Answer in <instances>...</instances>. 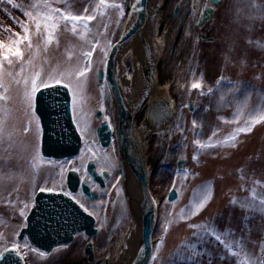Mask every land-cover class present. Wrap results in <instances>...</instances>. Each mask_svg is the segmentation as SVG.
I'll return each mask as SVG.
<instances>
[{"label":"rangeland","instance_id":"1","mask_svg":"<svg viewBox=\"0 0 264 264\" xmlns=\"http://www.w3.org/2000/svg\"><path fill=\"white\" fill-rule=\"evenodd\" d=\"M135 1L47 0L51 8L93 18L79 21L73 32L71 23L55 14L59 22L45 45L48 33L43 21L40 35L35 20L26 15L47 13L45 0H0V44L4 46L0 47V250L17 245L16 237L41 188L65 187L70 169L88 179L89 160L111 175L102 190L96 189L97 200L79 198L95 217L94 236L77 234L72 243L49 254L30 250L22 241L28 264H113L126 245L132 219L124 176L117 149L99 146L95 128L100 119L95 112L103 92L98 72L105 68ZM207 7L212 14L199 25ZM154 15L155 85L172 103L173 115L167 136L153 131L142 112L135 121L149 189L157 203L153 251L147 264H264V0H222L218 5L210 0H161ZM21 24L27 26V33ZM26 35L28 39H23ZM8 48L13 52L18 48L22 59L9 53L13 62L9 65L3 58ZM87 52L91 56H85ZM135 63L131 48L116 67L117 77L131 79ZM37 72L38 83L40 79L56 83L48 78L53 76L69 85L72 117L82 132L80 152L72 159L46 160L40 155L34 97L31 107L24 97V80H29L30 88ZM193 83L201 87L193 88ZM108 106L113 113V99ZM251 120L260 122L251 131L235 134ZM208 144L215 146L201 148ZM180 160L184 162L178 167ZM171 189L178 196L168 201ZM208 193L210 199L197 211ZM88 241L94 250L91 261L84 254Z\"/></svg>","mask_w":264,"mask_h":264},{"label":"water","instance_id":"2","mask_svg":"<svg viewBox=\"0 0 264 264\" xmlns=\"http://www.w3.org/2000/svg\"><path fill=\"white\" fill-rule=\"evenodd\" d=\"M210 1L214 5H218L222 0H218V2ZM146 6L147 0L135 1V6L132 9L135 17L133 20L129 17L122 35L112 44L108 52L104 71H99L100 79L103 75L106 77L116 110V149L121 173L124 176L123 161H125L135 174L143 193L141 202L142 242L132 264H147L152 256V233L157 221V203L150 192L145 168L134 152L136 141L132 134L131 123L133 117L126 107L118 87L115 59L119 50L141 29L148 16ZM177 10L176 7L175 14ZM211 14L212 8H205L199 25L208 20ZM154 16L152 14L151 18L153 19ZM202 37L205 38V35H202ZM207 39L211 40L213 38L209 37ZM146 55L148 56L147 50ZM151 73L152 68H149L146 76ZM49 85L48 88L40 87L34 96V113L38 118L41 129L40 155L48 160L72 159L78 155L82 140L72 117L70 89L65 87L64 85L67 84L63 82ZM148 90L149 85L146 83L139 106L143 104L147 97ZM163 96L158 102L151 104L149 116L157 128L161 127V120L168 124L172 119V104L166 95ZM168 102L171 105H168ZM189 106L191 108L192 104L190 103ZM160 109L164 111L162 119L155 118V115L157 116L155 112L160 111ZM97 136L100 146L102 148L108 147L111 139V128L107 122L98 128ZM182 163L183 161H179L177 166L179 167ZM92 168L93 164L89 163L87 165L88 171ZM90 173L95 180H98V177L100 178L97 173L93 171ZM65 182L69 195L49 190L37 192L34 197V204L25 218V226L17 236L18 240L24 237L32 248L43 253H49L56 246L71 243L78 233L84 232L89 237L96 233L95 217L73 200L70 194L74 193L76 188L81 185L83 192L88 197L92 199L96 195L90 193L88 183L85 180H80L79 173L75 169L68 170ZM176 197L177 191L171 189L168 192L167 200L172 201ZM84 253L89 260L93 259V249L90 242L86 244ZM6 255L10 264H26L21 254L20 258L11 252L6 253Z\"/></svg>","mask_w":264,"mask_h":264},{"label":"bare ground","instance_id":"3","mask_svg":"<svg viewBox=\"0 0 264 264\" xmlns=\"http://www.w3.org/2000/svg\"><path fill=\"white\" fill-rule=\"evenodd\" d=\"M160 2L161 0H147V6H146L147 14H148L147 18L145 19L141 29L125 44V46H123L119 50V52L116 55V59H115V64L117 67L122 56L126 52H128L131 48L134 49L136 63L134 65V73L132 75V78L130 79L127 76L117 77V80H118L117 83L120 89L121 96L123 97L124 103L126 107L128 108V110L130 111V113L132 114L131 116L133 117L131 126H132V134L135 137V141H136L134 152L137 158L142 162L145 168V171L147 173L148 186L150 184V178L148 175V170L146 167V162H145V157H144L145 151H144L143 144L141 143L140 134L137 133L135 117L137 116V113L144 107V105H146L147 106V119L150 125L149 127L152 129H159V130L162 129L161 127L160 128L155 127L154 125L155 123H152L153 121L151 120L149 116L150 110H151V104L158 102L161 99V97H164L163 95H166L163 89H159V87L155 85L156 78H155V72H154V68H155L154 63L157 59V51L154 46L155 42L152 37V32L155 28L156 17L152 19L151 15L156 13L159 10ZM134 17H135L134 11H132L130 14L131 20H133ZM146 50L148 51V56L146 55ZM149 68H152V73L146 76ZM102 71H104V69ZM116 74H117V70H116ZM146 83H148L149 85L147 97L145 98L143 104L139 106L138 104L141 100L143 90H144ZM171 104H169L168 102V105H171ZM166 105H167V102H166ZM155 114H157V116L155 115V118L159 117L160 119H162L161 117H163L164 111L163 109H160V111L155 112ZM114 115H115V123H116L115 106H114ZM171 120L169 121V124ZM162 121L163 120H161V123ZM164 128L166 127L164 126ZM180 161L184 162V160H180ZM123 166H124L123 167L124 168V179L122 180V184L124 186L125 192L128 197V207L130 211V217L132 219V225H131L132 228L126 240V245L124 249L113 260V264H132L137 254V250L142 242L141 241V237H142L141 236L142 235L141 202L143 200V193L141 191L140 184L138 180L136 179L135 174L131 170L130 166L125 161H123ZM65 186H66V182H65ZM152 246H153V233H152ZM93 258H94V250H93Z\"/></svg>","mask_w":264,"mask_h":264},{"label":"snow or ice","instance_id":"4","mask_svg":"<svg viewBox=\"0 0 264 264\" xmlns=\"http://www.w3.org/2000/svg\"><path fill=\"white\" fill-rule=\"evenodd\" d=\"M8 3H11L12 0H7ZM104 0H101V3L103 4ZM213 2H218V0H213ZM35 7V5H33ZM112 7H121L120 5H111ZM44 7L48 9V12L47 13H37V16L36 17H32V14L31 13H26L27 16H29L30 19H33L35 20V27H36V30H37V33L40 34V35H43V33L40 31L41 30V21H43V28L44 30L48 33L47 37L45 38L44 40V43L45 45H47V43H49L53 37V30L56 29L57 27V24H58V20L54 19L55 17V14L56 13H59V19L60 20H63L65 21L66 23H71L72 25V28L71 30L74 32L76 27H77V22L79 21H87V20H91L93 17L91 16H88V17H80V16H72V15H65L63 13H60V10L59 9H54V8H51L48 4H47V0H45V4H44ZM85 28H87V24L84 23L83 25ZM21 27L24 29L25 33L28 32V28L27 26L21 24ZM23 39H28L27 35L23 38ZM15 43H19V41H16ZM0 47H4L2 44H0ZM29 47H31V42L29 41ZM11 53V55L15 56L17 59H22V52L17 48L16 51H12L11 48H8V51L6 53L3 54V58L5 60H7V63L9 65H11L13 62L11 59H8V54ZM85 56H91V52H87L84 54ZM30 63V61H29ZM23 71V69H22ZM84 73L83 72H80L79 75H83ZM9 75H11V73H9ZM40 73L37 72L33 75V77L31 78V81H30V88L27 87L28 84H29V80L28 79H25L24 80V83H25V92H24V97H25V100L26 102L28 103V106L31 107L32 105V99L33 97L35 96V94L37 93V91L40 89V87L42 86L43 88H48L50 87V85L44 80V79H40L39 80V83L37 82V78L40 77ZM49 79H55V82L56 84H60L61 83V80L60 79H56L55 77L53 76H49L48 77ZM223 79V78H221ZM17 83H19V81H17ZM218 83H220V81H218ZM65 87H69V85H64ZM193 88H200L201 87V84L200 83H193L192 85ZM211 91V90H209ZM6 99V97H5ZM239 112V110H238ZM262 119H264V117H262ZM260 122V120H251L248 125L246 127H241V128H237L235 130V134H239L240 132H247V131H251V127L255 124V123H258ZM39 128V126H37ZM28 129L25 128V131H27ZM3 129H2V126H0V132H2ZM234 134V135H235ZM234 138V136H233ZM227 142V141H225ZM197 143H199L197 141ZM215 145H212V144H208V145H201V148L203 147H213ZM234 146V145H233ZM195 158V157H194ZM49 191H51V189H48ZM41 191H45L44 188H41ZM65 195H69L68 193H65ZM210 199V193H208L204 199L200 202V204L197 206V211L202 208L204 206V203L207 202V200ZM77 203H79V201H77ZM233 203H235V201H233ZM262 204H264V201H261ZM81 207H84L83 204L80 205ZM27 207V206H26ZM85 211H87V209H85ZM183 212V210H182ZM23 211L21 212V215H23ZM193 214H195V212H193ZM191 227H204V226H201V225H190ZM216 240H220V237L217 235L216 237ZM14 253L18 258H20V251H19V247L15 244H13L12 248L9 249V248H4L3 250H0V262H2V264H10L9 262V258L8 256L6 255V253ZM223 258V257H222Z\"/></svg>","mask_w":264,"mask_h":264},{"label":"flooded vegetation","instance_id":"5","mask_svg":"<svg viewBox=\"0 0 264 264\" xmlns=\"http://www.w3.org/2000/svg\"><path fill=\"white\" fill-rule=\"evenodd\" d=\"M103 70V69H102ZM98 87L101 89V96H100V99H99V103H100V109H98L96 112H95V118L97 119H100V121L98 122L96 128H95V136L97 137V140H98V143H99V139H98V136H97V130L98 128L105 122H107L110 126V128L112 129L111 131V139H110V144L108 145V147L105 148V150H107L110 146H114L115 147V151H116V131H115V115H114V109H113V113L112 112H109V106H108V100L109 99H113L112 98V95L110 93V90H109V87H108V84H107V81H106V77L105 75L102 76V78L100 79L99 78V72H98ZM139 112H142L143 113V117L145 118L146 120V123H148V119H147V106L144 105V107L139 111ZM138 114V113H137ZM173 115V110H172V107H171V116ZM135 121H136V117H135ZM164 126L166 128H164ZM167 127H169V123L166 124L164 121H162L161 123V128L162 129H152L153 131H156V132H163L165 136H167V132L165 129H167ZM79 133L80 135H82V132H80L79 130ZM41 137V136H40ZM100 146V144H99ZM104 149V148H103ZM116 157H117V163H118V167H119V162H118V156H117V151H116ZM89 163H92L93 164V168L90 169V171H88L87 169V165ZM120 169V167H119ZM85 170L89 176L88 179H84V178H81L80 174V180L81 181H86L88 183V186H89V189H90V193L91 194H95L96 197L94 198H90L88 197L82 190V187L81 185L78 186V188H76V190L74 191V193L70 194V196L77 202L79 200V204H83L84 205V209H87V212L91 213V210L90 208L88 207V205H85L84 203L80 202L81 200H88V201H95L98 199L99 197V192L96 190L97 188L102 190L105 186H106V182L109 180L110 178V171H107V170H100L97 166V163L94 162L93 160H89L86 164H85ZM91 171L97 173L98 175H100V178L98 177V180H95L94 177L91 175ZM79 173V172H78ZM93 183V185H92ZM45 190H48V189H45ZM51 191H57V192H63V193H68L67 192V189L65 187L63 188H60L59 190H54V189H51ZM78 198V199H77ZM81 200H80V199ZM95 223H96V220H95ZM96 226V224H95ZM79 234H83L85 235L87 238H90V237H93V236H87L84 232H81V233H78ZM77 235V234H76ZM18 236V235H17ZM16 241H17V246L19 247V251H20V254L23 256L26 264H28L27 262V259H26V255L24 253V248H20V246H24L22 243V241H25L27 243V245L30 247V250H34L40 254H49L54 248H58V247H61V246H66V245H69V244H66V245H60V246H56L54 247L49 253H43V252H40L34 248H32L28 242V240L26 238H22L20 240L17 239L16 237ZM72 243V242H71ZM89 243V241L87 242ZM86 243V244H87ZM91 243V242H90ZM9 248V247H8ZM93 260V259H92ZM91 261V260H90Z\"/></svg>","mask_w":264,"mask_h":264},{"label":"trees","instance_id":"6","mask_svg":"<svg viewBox=\"0 0 264 264\" xmlns=\"http://www.w3.org/2000/svg\"><path fill=\"white\" fill-rule=\"evenodd\" d=\"M62 1V0H61ZM60 13H63V14H65V15H70L69 13H67V11L65 12V11H63V10H60ZM56 15L58 16L59 15V13H56ZM72 16H76V15H72ZM78 23V22H77ZM81 25V24H80Z\"/></svg>","mask_w":264,"mask_h":264}]
</instances>
